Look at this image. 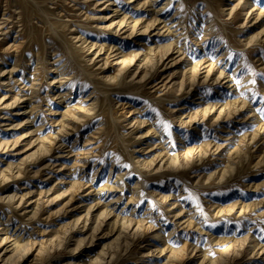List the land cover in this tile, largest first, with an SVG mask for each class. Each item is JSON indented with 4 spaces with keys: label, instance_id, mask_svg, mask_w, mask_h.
<instances>
[{
    "label": "rangeland",
    "instance_id": "obj_1",
    "mask_svg": "<svg viewBox=\"0 0 264 264\" xmlns=\"http://www.w3.org/2000/svg\"><path fill=\"white\" fill-rule=\"evenodd\" d=\"M99 263L264 264V0H0V264Z\"/></svg>",
    "mask_w": 264,
    "mask_h": 264
},
{
    "label": "bare ground",
    "instance_id": "obj_2",
    "mask_svg": "<svg viewBox=\"0 0 264 264\" xmlns=\"http://www.w3.org/2000/svg\"><path fill=\"white\" fill-rule=\"evenodd\" d=\"M41 4V3H40ZM246 6V5H245ZM38 8V7H37ZM39 9V8H38ZM258 15V14H257ZM56 18V17H55ZM75 26V25H74ZM135 26V25H134ZM61 27V26H60ZM149 27V26H148ZM135 28V27H134ZM53 32V31H52ZM31 33V32H30ZM66 47V46H65ZM154 54V53H153ZM157 56V55H156ZM63 60V59H62ZM73 61V60H72ZM152 64V63H151ZM84 71V70H83ZM86 73V72H85ZM151 79V78H150ZM120 81V80H119ZM120 83V82H119ZM114 92V91H113ZM111 93V92H110ZM149 99V98H148ZM151 101V100H150ZM93 104V103H92ZM104 105V104H103ZM110 118V117H109ZM112 124V123H111ZM111 127V126H110ZM161 164V163H160ZM18 243V242H17ZM4 250V249H3ZM101 263V262H100ZM99 263V264H100Z\"/></svg>",
    "mask_w": 264,
    "mask_h": 264
}]
</instances>
